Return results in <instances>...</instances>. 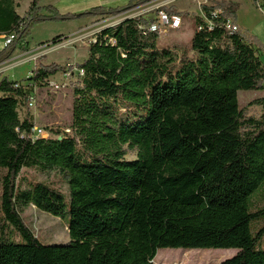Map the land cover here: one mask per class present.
<instances>
[{
	"label": "trees",
	"instance_id": "16d2710c",
	"mask_svg": "<svg viewBox=\"0 0 264 264\" xmlns=\"http://www.w3.org/2000/svg\"><path fill=\"white\" fill-rule=\"evenodd\" d=\"M151 1L73 13L33 0L21 15L16 0H0V33H16L0 63L28 51L34 24L119 16ZM239 5L203 4L215 25L197 16L180 53L161 45L148 12L99 31L76 65L40 64L25 85L0 79V264H154L162 248H237L221 264H264V96L251 102L259 117L238 97L264 88V63L240 30L226 28ZM74 69L71 132L33 136L34 118L22 119L20 107L37 84ZM30 167L64 173L68 201L44 182L21 189ZM31 204L58 217L68 207L70 241L39 240L19 212ZM10 225L22 241L9 237Z\"/></svg>",
	"mask_w": 264,
	"mask_h": 264
},
{
	"label": "rangeland",
	"instance_id": "374dc122",
	"mask_svg": "<svg viewBox=\"0 0 264 264\" xmlns=\"http://www.w3.org/2000/svg\"><path fill=\"white\" fill-rule=\"evenodd\" d=\"M32 1L18 0V13L24 15ZM237 1H239L240 5L236 14V21L240 26V32L259 49L260 58L264 63V13L257 10L251 0ZM58 2L62 4L64 0H43V4H55L56 6H58ZM229 2H234V0ZM65 3L69 4L70 2ZM161 6L173 7L175 11L180 13L174 15L176 16L175 19L170 16L162 19L157 18L159 13L156 10ZM199 8L196 0H152L119 16L99 17L90 22L87 20V24L81 27L79 32L76 30L80 22H76V20L46 21L34 24L31 34L25 41L28 45V51L21 52L20 49H17L10 58L1 62L0 79L7 76L10 80L26 84V79L32 76L33 70L40 64L57 62L58 64L76 65L88 57L90 40L99 31L108 26H117L118 24L116 23L120 19L148 12L150 17H154L157 20L154 23L155 25L160 26L162 24L160 26L161 32L159 33L161 45L170 47L180 53L188 46L196 30L195 18L201 15L202 12V8ZM174 16L172 15V17ZM56 36H59V39L53 42ZM77 72L74 69L73 73L58 72L50 76L45 83L37 84L34 87L32 102L20 107V117L22 119L27 114L34 118L33 136L43 137L41 133L45 137L49 135L55 136V131L71 132L70 125L73 120L74 101L72 75H76ZM263 96L264 88L259 90H239L238 92L240 106L246 107L251 115L257 117L262 113V108L251 104V102ZM125 147L127 149L126 159H136L137 151L127 146ZM18 179L21 189H28L35 182H44L65 193L68 201V180L65 174L58 169L43 171L34 167L23 168ZM2 190V182L0 181V215L3 214ZM262 201V199L256 201V205L263 204ZM19 210L27 227L42 242L57 244L70 241L68 207L62 217L43 211L33 204L20 207ZM10 226L8 229L9 237L15 241H22L19 231L14 226ZM237 251V248H162L159 249L153 263L221 264L223 260L232 257Z\"/></svg>",
	"mask_w": 264,
	"mask_h": 264
},
{
	"label": "crops",
	"instance_id": "0c3cea01",
	"mask_svg": "<svg viewBox=\"0 0 264 264\" xmlns=\"http://www.w3.org/2000/svg\"><path fill=\"white\" fill-rule=\"evenodd\" d=\"M129 0H64V2L57 3L58 4V8L62 11V12H73V13H79V12H83L86 9H89L91 7L94 6H99V5H103V6H107V7H116V6H121V5H125L128 3ZM222 3H228L230 0H219ZM16 2L18 3V0H16ZM65 2H70L69 4H66ZM196 2H198L199 5V9H201V4L206 3L205 0H196ZM234 2H239L237 0H234ZM252 4L255 6V8L257 10H259L256 7V4L254 3L253 0H251ZM43 4V0L41 2ZM46 5V4H44ZM55 5V4H53ZM56 6V5H55ZM18 9V6H17ZM260 11V10H259ZM261 12V11H260ZM203 11L201 12L202 15ZM264 13V12H262ZM176 16L172 17V19H175ZM99 17H84V18H79V19H75L76 22H80V25L77 27V32L80 31V28L83 27L85 24H87V20L93 21L94 19L96 20ZM237 22V21H236ZM174 25V23H173Z\"/></svg>",
	"mask_w": 264,
	"mask_h": 264
},
{
	"label": "built area",
	"instance_id": "2783aa9c",
	"mask_svg": "<svg viewBox=\"0 0 264 264\" xmlns=\"http://www.w3.org/2000/svg\"><path fill=\"white\" fill-rule=\"evenodd\" d=\"M216 1H218V2H220L219 0H205V4H213L214 2H216ZM255 4H256V7L261 11V12H264V0H257L256 2H255ZM222 12V9L221 8H217L214 12H213V15L214 16H217V14L218 13H221ZM169 17V15L167 14V12L166 11H160L159 12V15H158V17L157 18H166V17ZM174 16V15H173ZM202 16L204 17V21H205V23H206V25L208 26V28L209 29H212L213 27H214V21H213V19L212 18H207V17H205V14H204V12L202 13ZM171 18H172V16H171ZM160 21V20H159ZM157 22V21H156ZM155 22V23H156ZM225 25H226V28L229 30V31H239L240 30V26L238 25V23L232 18V17H229L227 20H226V23H225ZM160 26H162V24L160 25ZM160 26L159 25H155L154 23L152 24V28H154V29H156V30H158V32L160 33L161 32V28H160ZM200 28H202V27H200ZM16 39V33L15 32H6V33H4V32H2V33H0V48L2 49L1 51H0V54L2 53V52H4L7 48H8V46H9V44L12 42V41H14ZM91 42H95L96 41V38H95V36L90 40ZM80 72V74L81 75H83V71L82 70H80L79 71ZM20 83H16V85H19ZM23 85H25V83H22ZM31 99H32V97H31ZM31 99L29 100V103L30 102H32L31 101ZM28 103V104H29ZM42 134V136H44L43 135V133H41ZM47 136V135H46Z\"/></svg>",
	"mask_w": 264,
	"mask_h": 264
},
{
	"label": "water",
	"instance_id": "95a60500",
	"mask_svg": "<svg viewBox=\"0 0 264 264\" xmlns=\"http://www.w3.org/2000/svg\"><path fill=\"white\" fill-rule=\"evenodd\" d=\"M134 16H137V15H133V16H129V17L123 18V19L120 20V22H118V24L121 23L122 21H124V20H126V19H128V18L134 17ZM108 27H109V26H108Z\"/></svg>",
	"mask_w": 264,
	"mask_h": 264
},
{
	"label": "bare ground",
	"instance_id": "6f19581e",
	"mask_svg": "<svg viewBox=\"0 0 264 264\" xmlns=\"http://www.w3.org/2000/svg\"><path fill=\"white\" fill-rule=\"evenodd\" d=\"M120 20H121V19H120ZM120 20H119L118 22H120ZM118 22H117L116 24H118ZM116 24H115V25H116Z\"/></svg>",
	"mask_w": 264,
	"mask_h": 264
}]
</instances>
